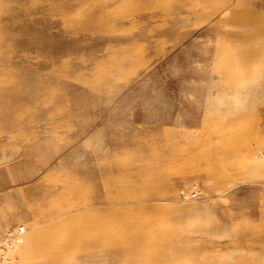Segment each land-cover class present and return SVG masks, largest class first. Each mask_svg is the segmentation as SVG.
<instances>
[{
  "label": "rangeland",
  "instance_id": "obj_1",
  "mask_svg": "<svg viewBox=\"0 0 264 264\" xmlns=\"http://www.w3.org/2000/svg\"><path fill=\"white\" fill-rule=\"evenodd\" d=\"M7 237L0 264H264V0H0Z\"/></svg>",
  "mask_w": 264,
  "mask_h": 264
},
{
  "label": "bare ground",
  "instance_id": "obj_2",
  "mask_svg": "<svg viewBox=\"0 0 264 264\" xmlns=\"http://www.w3.org/2000/svg\"><path fill=\"white\" fill-rule=\"evenodd\" d=\"M16 228V227H15ZM20 229V232L19 233H23V227H21V228H19ZM6 241H8V243H9V245L10 246H12V248H10V249H7L5 252H0V258H3V259H7V260H10V259H12V257H13V252H14V249H15V247H16V242H17V240L16 241H13L10 237H7L6 238ZM5 241L3 240L1 243H4ZM0 243V244H1Z\"/></svg>",
  "mask_w": 264,
  "mask_h": 264
}]
</instances>
